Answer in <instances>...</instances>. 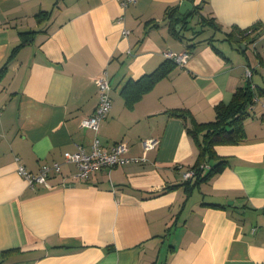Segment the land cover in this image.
I'll return each mask as SVG.
<instances>
[{"label":"crops","instance_id":"crops-1","mask_svg":"<svg viewBox=\"0 0 264 264\" xmlns=\"http://www.w3.org/2000/svg\"><path fill=\"white\" fill-rule=\"evenodd\" d=\"M182 1L0 0L1 264H264V98L248 111L241 142L214 147L224 169L189 187L182 175L198 149L189 121L172 116L213 121L246 69L252 88H264V0L188 1L200 5L188 38L192 17L179 36L168 27ZM243 30L241 44L226 39ZM166 51L189 57L134 98V82ZM103 71L111 108L94 132L80 122L94 113ZM94 139L142 160L76 178L64 153L89 152ZM147 139L156 144L145 151ZM53 163L60 171L34 190L17 173Z\"/></svg>","mask_w":264,"mask_h":264},{"label":"trees","instance_id":"trees-1","mask_svg":"<svg viewBox=\"0 0 264 264\" xmlns=\"http://www.w3.org/2000/svg\"><path fill=\"white\" fill-rule=\"evenodd\" d=\"M188 1L193 2L194 0ZM177 10V7L172 8L167 15V19L170 31L173 35L179 36L180 32L176 34V25H179L181 22L187 25V19L198 14L200 5L194 6L192 11L183 16H178ZM38 16H45L46 18L48 14L39 13ZM39 22H41V19ZM199 24L204 27H211L212 29H220V26L212 18L206 19L200 17ZM182 28L184 27L182 26ZM247 36L246 30H243L237 31V34H227L226 39L229 42L241 44L246 40ZM193 48V44L189 45L187 46V51L190 52ZM215 51L219 53V51ZM175 66L174 62L166 59L153 73L134 82V98L137 99L142 94L148 92L156 82L165 78ZM258 98H264V88L259 87L255 91L252 88L250 80H247L243 86L236 89L231 101L227 105L218 104L214 108L215 118L213 121L198 123L185 110H177L172 113V116L181 118L185 122L189 121L188 124L185 123V129L198 149L196 163L190 169L193 170L194 175L185 181L187 187L194 186L202 181H208L224 169L226 162L216 155L214 147L218 144L235 145L245 138L243 122L248 116L249 107L254 106L256 103L255 99ZM205 165H207V168H204Z\"/></svg>","mask_w":264,"mask_h":264},{"label":"built area","instance_id":"built-area-1","mask_svg":"<svg viewBox=\"0 0 264 264\" xmlns=\"http://www.w3.org/2000/svg\"><path fill=\"white\" fill-rule=\"evenodd\" d=\"M121 8H126L129 5L135 4L138 0H116ZM127 30H122V35H127ZM165 59L174 62L176 65H183L186 59L189 57V53L184 51L183 53L176 54L170 51L163 53ZM245 76L248 80L251 78V71L246 69ZM96 86L98 88V104L94 110V113L89 117H85L81 120L80 126L91 129L97 132L100 123L107 117L111 108L110 97V84L109 77L106 71L95 79ZM257 102V99H255ZM253 109L250 106L248 110ZM156 144L153 139H147L142 141V146L145 151L152 149ZM127 147L123 143H116L110 150H103L99 144L98 139H94L90 151L86 152L82 147L78 146L74 152L64 153V159L67 163H73L76 165L78 172L75 175L76 178L83 179L89 174L100 171L103 168H114L124 165L128 162H139L142 158H128L126 156ZM17 160V159H16ZM207 168V165L204 166ZM59 172L60 166L58 163L52 165H43L36 173L28 172L23 166L18 165L17 173L23 178L27 185L34 190L36 185H47V178L49 172ZM194 175L193 170H186L183 173V179L187 180Z\"/></svg>","mask_w":264,"mask_h":264},{"label":"water","instance_id":"water-1","mask_svg":"<svg viewBox=\"0 0 264 264\" xmlns=\"http://www.w3.org/2000/svg\"><path fill=\"white\" fill-rule=\"evenodd\" d=\"M193 7L194 6H192V4L190 2L182 1L180 3L179 9H178V13L183 16L184 14H186L185 13L186 11H188V12L192 11ZM179 28H180V25H176V29L178 30Z\"/></svg>","mask_w":264,"mask_h":264},{"label":"rangeland","instance_id":"rangeland-1","mask_svg":"<svg viewBox=\"0 0 264 264\" xmlns=\"http://www.w3.org/2000/svg\"><path fill=\"white\" fill-rule=\"evenodd\" d=\"M192 21H193V22H192ZM196 21H197L196 17H192V20L190 21V23H192L191 26H192L193 28H190V30L184 28V29L182 30V34H183V36H185L186 38H188L189 36H191L192 29H196V30H197L198 26L195 24Z\"/></svg>","mask_w":264,"mask_h":264}]
</instances>
